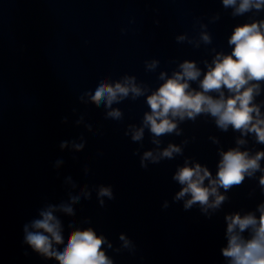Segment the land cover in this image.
<instances>
[{
    "label": "water",
    "instance_id": "obj_1",
    "mask_svg": "<svg viewBox=\"0 0 264 264\" xmlns=\"http://www.w3.org/2000/svg\"><path fill=\"white\" fill-rule=\"evenodd\" d=\"M231 11L221 0H0V264H56L22 243L23 225L46 204L67 201L68 192L78 193L85 185L91 199L74 206V217L60 215L65 241L68 224L75 221L93 227L114 248L120 247L121 233L133 241L134 253L107 250L114 264H226L220 251L226 244L224 216L254 210L264 201L258 179L233 188L223 207L207 218L198 207L186 211L183 201L174 202L180 185L172 176L185 157L215 175L217 148L235 146L239 133L221 132L209 117L186 121L180 125L183 135L161 138V147L187 139L183 156L144 169L140 154L154 147L150 133L145 130L142 146L124 133L149 110L145 97L114 104L123 112L116 121L105 118L103 106L87 97L81 103L79 96L94 91L102 78L118 80L125 74L155 89L159 72L170 75L185 59L203 68L212 48L231 51L227 39L233 27L251 15L233 18ZM217 13L220 19L211 22ZM200 24L207 25L212 43L196 48ZM180 35L193 43H177ZM152 59L160 61L155 72L145 68ZM81 136L85 147L77 151L73 142L81 143ZM248 140L249 148L264 150ZM62 141H68L64 149ZM58 159L64 163L56 169ZM68 176L76 188L65 182ZM100 185H110L114 193V199L104 198L103 207L96 196ZM85 219L90 225L81 223Z\"/></svg>",
    "mask_w": 264,
    "mask_h": 264
},
{
    "label": "clouds",
    "instance_id": "obj_2",
    "mask_svg": "<svg viewBox=\"0 0 264 264\" xmlns=\"http://www.w3.org/2000/svg\"><path fill=\"white\" fill-rule=\"evenodd\" d=\"M221 3L224 9L232 10L233 18L251 14L247 22L233 27L227 39L230 52L212 48L211 60L201 61L203 68L195 60L185 59L170 75L167 71H160L157 79L161 83L155 89L138 82L134 75L125 74L118 80L102 78L94 91H86L79 96L81 103H85L87 97L96 107L103 106L107 110L105 118L116 121L123 119V112L120 108H113L114 104L129 98L145 97L149 110L144 112L139 125L129 124L124 133L141 146L145 130L150 133L154 147L140 154V166L144 169L149 164L183 156L184 146L189 142L187 139L180 144L169 142L161 147V138L183 135L180 125L186 121L195 122L198 117H209L221 132H228L231 128L239 133L235 137V146L227 150L217 148L219 160L215 175L207 165L185 157L172 176L173 181L180 185L173 197L174 202L183 201L186 211L198 207L207 218L218 212L229 200L227 193L243 185L246 179H258V186L264 193V150L248 147V137H252L255 144L264 145V99L258 100L264 96V18L259 17L264 12V0H221ZM219 19L217 13L211 17V22ZM200 27V42L194 44L196 48L201 42L204 45L212 43L207 25L200 24ZM176 41L193 43L187 35L177 36ZM159 64V60L152 59L145 61V68L155 72ZM62 122L67 123V118ZM87 127L89 130L92 128L90 124ZM209 140L220 145L216 136H210ZM81 141L73 142L77 151L85 147L86 141L82 136ZM59 146L66 148L68 141H62ZM135 154H139V150ZM63 163L58 159L54 167L58 169ZM257 173H260L258 177ZM65 182L73 189L77 187L71 176L66 177ZM91 195V190L85 185L78 193L68 192L67 201L48 203L40 208L37 218L23 225L22 243L42 259L56 264H114L107 250L134 253L135 245L125 234L119 235L120 247L114 248L106 236L97 234L91 226L80 227L75 221L68 224L70 232L65 241L60 215L74 217V206L82 198L91 199ZM96 196L99 205L105 206L104 198L114 199L112 187L98 186ZM167 207L165 202L164 208ZM224 221L226 244L220 251L226 264H264V201L258 203L254 210L226 213ZM81 223L90 225L91 221L85 219Z\"/></svg>",
    "mask_w": 264,
    "mask_h": 264
}]
</instances>
